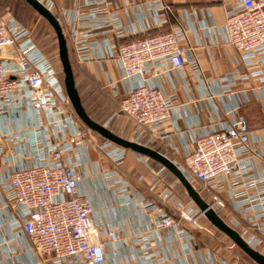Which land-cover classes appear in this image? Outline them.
Listing matches in <instances>:
<instances>
[{
	"label": "built area",
	"instance_id": "built-area-1",
	"mask_svg": "<svg viewBox=\"0 0 264 264\" xmlns=\"http://www.w3.org/2000/svg\"><path fill=\"white\" fill-rule=\"evenodd\" d=\"M42 3L53 10L51 0ZM151 5L160 12V28L168 26L170 7ZM95 10L97 15L87 18L89 26H110L115 42L82 40L79 12L66 35L80 60L90 49L115 60L121 89L111 79L107 82L114 96L122 98L120 110L133 121L135 141L148 146L167 139L183 164L172 161L200 194L210 195V207L232 216V227L241 229L248 244H261L264 171L256 168L251 153L264 159V145H253L255 136L241 104L231 97L237 94L242 103L248 102L245 91L234 88L245 77L207 80L178 25L118 45V39L149 30L136 32L122 24L117 12ZM57 19L64 30L63 20ZM200 27L216 32L212 43L233 46L248 71L264 64V0H239L223 24ZM9 47L12 52L3 54ZM170 72H176L191 100L196 88L204 99L225 98L229 107L212 108L209 127L202 126L198 115L185 113L188 130H182L174 95L164 87ZM14 106L25 107L29 128L8 116ZM77 121L53 63L31 30L10 13L0 15V264H188L189 259L193 264H234L210 247H197L184 223L208 231L199 222L203 213L174 195L164 167L155 169L142 156L150 174L138 180L156 198L150 199L119 172L127 150ZM29 129L38 132L33 141ZM170 132L179 133L183 143L177 145ZM45 147L48 154L42 156ZM92 151L108 159L113 169L93 161Z\"/></svg>",
	"mask_w": 264,
	"mask_h": 264
},
{
	"label": "crops",
	"instance_id": "crops-1",
	"mask_svg": "<svg viewBox=\"0 0 264 264\" xmlns=\"http://www.w3.org/2000/svg\"><path fill=\"white\" fill-rule=\"evenodd\" d=\"M41 2L45 0H39ZM53 2V11L57 18L63 20L64 30L67 35L71 34L72 25L77 12L81 13L82 19L80 23V37L86 41L102 42L104 39L114 41L110 26L105 28L90 27L87 18L95 17L97 15L96 8H107L112 12H117L122 24L129 28L135 29L136 32H141L143 29L149 31L162 30L160 28V12L156 14L152 7L153 2H162L166 6H177L176 20L177 23L171 27L178 25L186 36L185 47L192 48V52L198 58L203 74L207 80H212L217 76H229L231 74H239L245 77L244 80L238 82L234 87L235 91H245L248 102L242 103L240 96L234 94L231 96L236 102L241 104L240 112L246 118L250 129L253 131L255 140L254 146L264 145V105L262 104L264 89V64L248 71L246 68V61L240 59V56L233 46L223 43L214 44L212 41L216 37V32L212 29L205 30L200 27L201 23L212 27L214 24H223L228 16L230 9L239 0H51ZM168 19V18H167ZM169 25V24H168ZM167 27V26H166ZM132 33V32H131ZM72 42V41H71ZM70 42V43H71ZM72 45V44H71ZM73 48V47H72ZM12 52V48L3 50V54L7 55ZM99 51L90 49L87 52L88 57L80 60L77 55L76 59L80 65L86 69L96 72V77L102 82L105 88H109L110 94L114 96V91L107 82V78L119 84V70L116 62L112 58L99 56ZM259 57L261 54L258 55ZM261 59V57H260ZM176 72H170L168 78L165 80V90L167 93L174 95L172 101L173 105L179 107L180 112L175 115L178 120L179 126L182 130H188V116L198 115L201 119L202 126H210V114L212 108L217 109L221 106L229 107V103L225 98L217 99H204L197 92L196 88L192 91V98L185 91L181 81L175 78ZM87 80V79H85ZM195 85V84H194ZM120 87V88H119ZM195 87V86H194ZM121 89V84L116 86ZM104 97V96H103ZM99 95V99L102 98ZM106 98V97H105ZM104 101V100H103ZM103 104V103H102ZM8 116L17 124L29 128L30 121L27 119V113L24 106H14L8 108L6 112ZM125 122L121 126L133 128V121L125 114H123ZM78 125L79 121L76 122ZM81 125V124H80ZM30 130V129H29ZM28 130V131H29ZM173 131V130H172ZM38 134L34 130H30V141H33V136ZM172 139L177 145L183 143V139L179 133L170 132ZM168 146L167 139L161 140ZM256 153V152H255ZM255 153H251V157L256 163V168L262 172L264 171V159L257 158ZM48 154L47 147L41 149V155ZM264 154V153H263ZM262 158V156H261ZM91 159L93 161L101 160L102 167L106 168L111 165L108 159L96 151L91 152ZM128 165V167H126ZM126 167V168H124ZM119 172L131 184L146 189V184L138 180L139 176L148 177L150 169L143 160L142 155L130 152L126 153L124 163L119 166ZM152 199H155L154 194L148 192L147 194ZM227 196V195H226ZM118 213V209L115 208ZM261 244L258 248L264 252V235L259 234ZM198 247V246H197ZM209 247V246H204ZM199 247V248H204ZM211 248V247H210ZM213 249V248H212ZM214 250V249H213ZM219 254L218 251L214 250ZM220 255V254H219ZM221 256V255H220ZM24 260H28V254H24ZM225 258V257H223ZM227 259V258H225ZM229 260V259H227ZM203 261V258H200ZM231 261V260H230ZM52 264V263H49ZM188 264H193L189 259Z\"/></svg>",
	"mask_w": 264,
	"mask_h": 264
},
{
	"label": "rangeland",
	"instance_id": "rangeland-1",
	"mask_svg": "<svg viewBox=\"0 0 264 264\" xmlns=\"http://www.w3.org/2000/svg\"><path fill=\"white\" fill-rule=\"evenodd\" d=\"M7 13L14 15L24 26H26L31 30L32 37L36 45L41 49V51L45 54V56L53 63L55 70L57 72H61L62 65L59 58L58 40L51 25L23 0H0V15H4ZM65 36L68 39L66 33ZM72 60L75 65L78 88L85 101L88 111L93 115V117L95 118L96 121H98V123L105 125L108 129L112 130L114 133H116L117 135L123 138H126L130 141H135L133 135V128L129 129L128 127L127 129V127H125L124 125L121 126V124L125 122V118H123L124 117L123 113L120 110L122 98L113 97L110 94L109 88H105L102 82L97 79L95 71L90 70L88 68L86 69L85 67L80 65L76 59V54L74 53V50L72 52ZM99 95L101 97L104 96L103 97L104 101L102 100V98L99 99ZM70 107L74 111L71 102H70ZM76 118L78 119L80 124L85 127V125L81 122V120L78 118L77 115ZM155 145H159L158 147H160L164 152L162 154L166 155L169 159L176 160L178 161V163L183 164V161L181 160L179 155L175 153L173 150H171L166 144L162 142H156ZM127 152L130 153L132 151L127 150ZM126 167H128V165H126ZM108 169H113V166L110 165ZM165 182L166 184L172 187L174 195L179 200H181L182 203L186 205L193 204L197 207V205L192 200L191 202H188V200L184 198V194H182V191H180L175 185L173 186L167 180H165ZM132 185L140 192L146 195L148 194V191H143L145 190V188L142 189L139 188V186L137 185L134 184ZM146 189H147V185H146ZM149 198L152 199L151 197ZM154 200H156V198ZM208 203H210V200ZM226 213L220 212L219 215L225 221H227L228 224L231 225L232 216ZM200 224L202 223L200 222ZM184 225L186 226V228L189 229L190 232H192L193 235H195V237L199 235L212 236L215 246L210 245L209 247L218 251L222 257L231 260L234 264H257L246 253H244L237 245L231 247L233 242L231 240L226 239L225 237H222L220 233H217L216 231L214 233L212 231L199 230L198 228L192 227L187 222H185ZM238 230L241 233V229ZM258 246L254 248L260 251L262 254H264V252L261 250V248H258Z\"/></svg>",
	"mask_w": 264,
	"mask_h": 264
},
{
	"label": "water",
	"instance_id": "water-1",
	"mask_svg": "<svg viewBox=\"0 0 264 264\" xmlns=\"http://www.w3.org/2000/svg\"><path fill=\"white\" fill-rule=\"evenodd\" d=\"M32 8L43 17L53 28L59 48V58L62 65V71L64 75L65 91L72 104V107L81 120V122L90 130L96 132L104 139L120 146L126 150L138 153L149 159L155 160L160 163L165 169L169 170L183 185L190 199L197 205L199 210L203 213V216L220 232L225 234L231 239V241L237 245L244 253H246L255 263L264 264V254L248 244L241 234L231 225H229L216 211H214L210 205L204 201L201 194L192 186L187 180L183 172L176 166V164L164 154L152 149L149 146L140 144L135 141H130L123 138L105 125L96 122L87 113L82 104V100L78 89L76 87V81L74 71L69 57V49L67 44V38L64 30L58 21L57 17L39 0H25Z\"/></svg>",
	"mask_w": 264,
	"mask_h": 264
},
{
	"label": "trees",
	"instance_id": "trees-1",
	"mask_svg": "<svg viewBox=\"0 0 264 264\" xmlns=\"http://www.w3.org/2000/svg\"><path fill=\"white\" fill-rule=\"evenodd\" d=\"M25 1V0H23ZM26 2V1H25ZM27 3V2H26ZM28 4V3H27ZM29 5V4H28ZM30 6V5H29ZM32 8V6H30ZM33 9V8H32ZM34 10V9H33ZM170 12L167 13V18H168V26L163 28L162 30H155V31H149L147 32L146 34H141V35H137V36H132V37H128V38H122V39H118L116 40V43L118 45L120 44H123V43H127V42H130L132 40H137V39H141V38H144L146 36H150V35H154V34H158L160 32H163V31H167L170 29L171 25H174L177 23V20H176V11L178 10V7L177 6H171L170 7ZM35 11V10H34ZM36 12V11H35ZM53 14H54V11L52 10ZM55 15V14H54ZM67 44H68V49H69V57H70V61H71V64H72V68H73V71H74V76H75V81H76V87L78 89V92L80 94V97H81V100H82V104L84 106V108L86 109L87 113L90 115L91 118H93L95 120V118L93 117V115L88 111L87 107H86V104H85V101L79 91V88H78V84H77V80H76V72H75V65H74V62L72 60V52H73V48H72V45L70 43V41L67 39ZM57 72V71H56ZM57 75L58 77L60 78L62 84H63V87L65 89V84H64V75H63V71L61 72H57ZM96 121V120H95ZM98 122V121H96ZM112 131V130H111ZM94 132V131H93ZM96 133V132H95ZM97 134V133H96ZM99 137L103 140H106L104 139L103 137H101L99 135ZM141 143H143V141H141ZM149 147H151L152 149L160 152V153H164L162 151V149L160 147H158L159 145H155L154 144H150L148 145ZM151 165L155 168V169H160L162 168L163 166L158 163L157 161L155 160H152V159H149ZM163 177L165 180H167L170 184H172L173 186L175 185L180 191H182V194H184V198L186 200H188V202H191V199L189 196H187V192L185 190V188L183 187V185L180 183V181L167 169H164L163 171ZM201 196L202 198L204 199V201H206L207 203L209 202L210 200V195L207 194L206 192H202L201 193ZM200 222L206 227L208 228V231H212L215 233V231L217 233H220V235H222V237H225L226 239L228 240H231L229 237H227L225 234H223L222 232H220L218 229H216L206 218L204 217H201L200 218ZM227 222V221H226ZM230 225V224H229ZM238 232L239 230L236 229ZM202 232V231H201ZM196 244L198 247H204V246H215L214 242H213V238L212 236H209V235H199V236H196Z\"/></svg>",
	"mask_w": 264,
	"mask_h": 264
}]
</instances>
